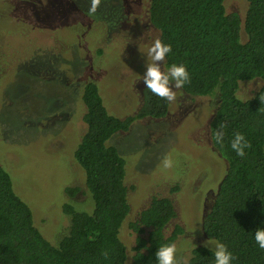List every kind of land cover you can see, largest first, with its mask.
I'll list each match as a JSON object with an SVG mask.
<instances>
[{
  "label": "rangeland",
  "instance_id": "1",
  "mask_svg": "<svg viewBox=\"0 0 264 264\" xmlns=\"http://www.w3.org/2000/svg\"><path fill=\"white\" fill-rule=\"evenodd\" d=\"M124 1L100 0L89 14L91 0H0V165L31 208L35 226L53 244L70 230L64 204L93 210L84 170L74 159L84 131L83 85L97 82L108 110L119 117L139 109L147 86V49L154 41L133 49L119 37L125 46L113 44L123 14L114 20L106 18L107 11L118 5L121 10ZM225 5L229 14L244 21L247 0H226ZM99 48L104 49L102 55ZM155 63L165 71L162 60ZM169 87L176 96L169 101L167 117L136 121L108 142L127 162L131 213L121 239L129 261L136 240L130 223L152 195L170 193L177 186L178 216L167 227V236L177 225L183 229L174 243L176 264L188 260L199 245L218 250L203 229L226 170L208 141L213 100L192 97L171 80ZM259 87L257 80L242 82L238 95L252 98ZM188 159L197 164H187ZM165 160L171 166L165 167Z\"/></svg>",
  "mask_w": 264,
  "mask_h": 264
},
{
  "label": "trees",
  "instance_id": "2",
  "mask_svg": "<svg viewBox=\"0 0 264 264\" xmlns=\"http://www.w3.org/2000/svg\"><path fill=\"white\" fill-rule=\"evenodd\" d=\"M225 1L150 0L148 14L159 39L172 48L163 59L165 71L172 64L185 65L189 82L180 88L192 97L213 100L212 147L224 159L226 170L203 221L204 233L209 240L227 246L234 257L232 264H264V249L254 239L255 231L264 229V0H247L244 21L227 12ZM122 14L115 6L106 18L116 20ZM103 53L99 48L98 54ZM169 79L176 83L170 74ZM255 80L260 82L255 95L241 99V83ZM81 97L84 131L74 159L84 170L93 210L64 204L70 230L53 244L35 226L31 208L15 192L10 174L0 165V264H157L158 248L175 243L183 234L177 225L167 236L168 225L178 216L180 187L154 194L130 223L136 240L129 261L121 239L131 213L127 162L108 143L136 121L165 118L170 102L146 88L139 109L119 117L108 110L97 82L87 81ZM237 132L250 145L243 157L231 148ZM215 133L224 136L222 145L215 142ZM215 251L199 245L180 264H215Z\"/></svg>",
  "mask_w": 264,
  "mask_h": 264
},
{
  "label": "clouds",
  "instance_id": "3",
  "mask_svg": "<svg viewBox=\"0 0 264 264\" xmlns=\"http://www.w3.org/2000/svg\"><path fill=\"white\" fill-rule=\"evenodd\" d=\"M100 0H91V7L89 14L94 13ZM172 51L171 45L164 44L160 39H156L153 44L147 49V54L150 56L151 63L148 66L147 74L143 78L147 83L148 90L155 95L166 98L168 101L175 99L176 93L169 87L170 79L169 74L176 81V87L180 88L189 82V73L186 66L183 64H172L166 67V71H161L156 61H161L165 58L166 54ZM214 140L217 144L222 145L224 136L219 133L214 134ZM250 145L245 140L241 133H235L234 138L231 140V148L238 156L245 155V149ZM165 167L171 166L170 160L164 161ZM254 239L260 249H264V229H258L254 233ZM209 243L216 244L218 250L214 252L215 264H232L234 257L228 250L224 243L216 240H211ZM176 245L174 243L162 244L156 252L157 264H176Z\"/></svg>",
  "mask_w": 264,
  "mask_h": 264
},
{
  "label": "flooded vegetation",
  "instance_id": "4",
  "mask_svg": "<svg viewBox=\"0 0 264 264\" xmlns=\"http://www.w3.org/2000/svg\"><path fill=\"white\" fill-rule=\"evenodd\" d=\"M149 1L150 0H125L122 3L120 7L123 13V19L122 22H119V26L122 27L119 34L114 32L112 37L113 44H117L119 37H125V43L130 45V47L132 46L133 49L140 45H145L148 41H155L156 33L159 34V31L153 25L149 17ZM157 39H159V35ZM118 44H123V46H125L122 42H118ZM161 66L164 68L163 60ZM146 88H148V86H145L144 89ZM169 114L170 113L168 112L167 116ZM208 138L209 143H211L210 148L215 152L212 147L210 130L208 132ZM196 144L199 145L198 142H196Z\"/></svg>",
  "mask_w": 264,
  "mask_h": 264
}]
</instances>
